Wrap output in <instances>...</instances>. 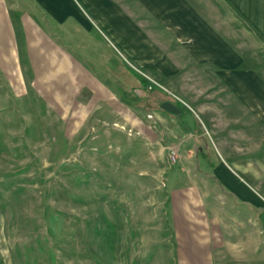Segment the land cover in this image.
Here are the masks:
<instances>
[{
	"label": "rangeland",
	"instance_id": "obj_1",
	"mask_svg": "<svg viewBox=\"0 0 264 264\" xmlns=\"http://www.w3.org/2000/svg\"><path fill=\"white\" fill-rule=\"evenodd\" d=\"M201 80L160 83L162 100L181 110L172 119L131 109L127 122L64 125L1 76L0 264H176L169 185L181 181L205 194L212 183L210 196L228 198L219 206L234 227L263 234L264 264V145L249 156L226 93ZM207 170L231 182L241 204Z\"/></svg>",
	"mask_w": 264,
	"mask_h": 264
},
{
	"label": "crops",
	"instance_id": "obj_2",
	"mask_svg": "<svg viewBox=\"0 0 264 264\" xmlns=\"http://www.w3.org/2000/svg\"><path fill=\"white\" fill-rule=\"evenodd\" d=\"M1 76L64 125L126 121L131 109L172 119L181 110L161 107L160 83L195 84L199 76L226 93L235 141H247L249 156H257L264 145V0H0ZM207 176L241 204L231 182ZM181 182L169 185L176 264H262L261 231L251 223L236 229L219 206L228 198L210 196L212 183L205 194L200 183Z\"/></svg>",
	"mask_w": 264,
	"mask_h": 264
},
{
	"label": "water",
	"instance_id": "obj_3",
	"mask_svg": "<svg viewBox=\"0 0 264 264\" xmlns=\"http://www.w3.org/2000/svg\"><path fill=\"white\" fill-rule=\"evenodd\" d=\"M161 107L164 110L171 112V113H179L180 112V108L170 101H164L161 104Z\"/></svg>",
	"mask_w": 264,
	"mask_h": 264
}]
</instances>
